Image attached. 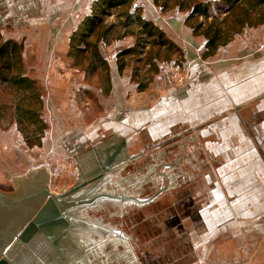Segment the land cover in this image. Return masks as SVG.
<instances>
[{
	"label": "crops",
	"instance_id": "0c3cea01",
	"mask_svg": "<svg viewBox=\"0 0 264 264\" xmlns=\"http://www.w3.org/2000/svg\"><path fill=\"white\" fill-rule=\"evenodd\" d=\"M94 1L0 0L1 39L23 45L27 73L44 88L48 126L42 146L32 148L44 152L39 159L20 158L16 143H9L13 170L40 161L34 173H45V183L52 179L48 161L74 170L77 183L87 186L69 199L108 186L112 175L119 178L116 196L148 181L155 192L188 184L189 204L198 197V227L188 233V255L196 259L188 264H264V23L205 56L207 40L194 35L185 13L135 0L182 51V67L171 63L172 81H178L173 91L161 86L160 74L139 90L132 68L120 73L115 57L133 45L132 37L100 45L109 75L87 76L69 60L70 38ZM252 40L262 45L253 48ZM101 78L103 85H96ZM81 92L84 103L75 94ZM109 161L112 169L90 183ZM28 182H35L34 174ZM49 183L42 186L51 192Z\"/></svg>",
	"mask_w": 264,
	"mask_h": 264
},
{
	"label": "trees",
	"instance_id": "16d2710c",
	"mask_svg": "<svg viewBox=\"0 0 264 264\" xmlns=\"http://www.w3.org/2000/svg\"><path fill=\"white\" fill-rule=\"evenodd\" d=\"M163 12L177 9L186 14L194 35L207 40L205 56L216 51L246 27L264 23V0H154ZM132 37L133 45L115 54L118 71L132 68L131 80L145 90L159 72L160 62H182V51L153 22L143 16L135 0H95L92 13L70 38L68 58L87 76L109 75L110 66L100 51L102 43ZM22 44L2 41L0 34V84L10 98L0 103L10 124H15L28 148L41 147L48 126L43 118L44 88L30 76L23 62Z\"/></svg>",
	"mask_w": 264,
	"mask_h": 264
},
{
	"label": "rangeland",
	"instance_id": "374dc122",
	"mask_svg": "<svg viewBox=\"0 0 264 264\" xmlns=\"http://www.w3.org/2000/svg\"><path fill=\"white\" fill-rule=\"evenodd\" d=\"M249 45L253 48H258L262 45V41L252 40L249 42ZM172 61L160 62L165 64L167 70L169 71V74L171 73V65H174L171 64ZM174 62L176 61L174 60ZM176 65L182 67L181 66L182 64L180 65L178 63H175L174 66ZM26 71L28 72L27 69ZM80 71L82 70L80 69ZM170 77L173 78L174 75H171ZM102 81L103 79L101 78L100 81L97 80L95 84L103 85ZM78 82L79 80L77 77V79L74 80V83H78ZM160 83L161 86L166 90L167 88L164 84H162L161 79H160ZM176 83H178V81ZM8 94H9V90L0 84V103L6 102L10 98ZM75 94L79 101H83L81 103L86 102L85 100L86 96L84 93L81 92L80 95L79 93H75ZM82 106L83 105H79V108L80 110L84 111L85 109L83 107L86 108L87 106L85 105L83 107ZM94 109L95 108H93V110ZM5 112L2 111L1 113L0 111V193L14 194L21 189L23 183H27L28 176H33V174L35 175L36 173L34 172H40L38 171L40 168V166L38 165L41 162L36 161V163H29L28 167L25 169L15 168L13 170L12 168L13 165L9 163L8 160L10 158L11 159L15 158V155L11 156V153L10 156L7 155L9 153V151L7 150L10 148L9 143L11 144L16 143L15 145L18 146L20 152L18 149L16 148L14 149L18 150V153L21 156L20 158H25V155L26 157L32 155L34 159H39V157H42L44 155V152L35 151L34 149L28 148L26 146L23 140L22 133L15 124H10L11 123L10 117L8 113ZM21 140L22 142L19 144L18 141ZM48 163L50 165V170L52 173L51 182L49 183L48 181L47 183H45L44 179L43 180L41 179V181H42V185L49 183L50 186L49 189L51 190V192L53 191L52 193L53 195H55L54 190L60 193L64 191L65 193L73 189L77 184H79L75 179L76 174H74V170L72 173V171L68 167L65 169H61L58 166H55V164H53L50 161H48ZM126 177L128 178V176ZM106 179L107 182H111V183H109L108 186L101 185L103 183L97 185L92 192L85 193L88 195L87 199H90L91 197L97 194L120 195V192L117 191L119 187L117 183L119 179L118 176L114 177V175H112L110 177H107ZM14 182L16 184V188H13ZM181 185L182 184L180 183L178 186H175L173 190H170V192L168 191L165 192L162 196H160L157 200H155L153 204L151 203L150 205L143 206L142 208L129 203H126L125 207H123L121 206L120 203H117L115 201H110L109 203L104 204L107 205V207L102 211L101 210L99 211V207L102 204H98L99 207H94L92 210H85L84 213H80L83 214V216L82 215L80 216L84 217V219H87L89 222L112 227L117 231H121L123 223L120 218L123 216L124 209L126 210L127 215L129 211H131L132 212L131 216L135 214H137L138 217L142 216V220L136 219L137 220L136 222L138 226L141 225L142 227L140 238L142 241V248H143V255H134L132 259L137 256V259L139 261L138 264H188L190 260L193 261L196 259L195 256L188 255L189 252L188 249H190L188 247L192 245L191 244L192 240L188 239V233H190L192 229L197 230L198 227L197 224L198 197L196 193V196L190 199L194 201L189 204L188 196H190V192L188 190V184H186L185 186H181ZM83 189L86 188L84 186L81 187L74 195L78 194V192H80V190ZM127 189L128 190L126 191L125 194L129 197H133L136 199H148L152 197L153 194H155V190L152 189L151 182L149 181L147 184H144L141 190L140 189L136 190L134 184L127 187ZM105 201H109V199H105ZM189 205L191 206L188 207ZM131 216L128 217L131 218L133 222L132 225H134L135 220H133L132 219L133 217ZM186 216L192 217L193 220L196 221V223L193 220H187V218H185ZM188 221L191 222L190 226L187 224ZM71 234L75 235L74 236L76 238L75 241L79 243L80 247H84V248L87 247V244H95V243H98L95 245L96 248L97 246H99L100 248L105 247L107 245L106 244V240H107L108 242L111 243L110 245L111 248H113L112 251L108 252V255L106 256V258L111 261L110 262L111 264L114 263L123 264L130 262L125 257L128 256L129 253H131V250H129L130 245L128 241L127 240L125 241V239H123L120 235H114V236L112 235L110 240L109 239L101 240L102 232L81 229L80 235L76 234L75 231H71ZM9 246L7 247V249H9ZM76 253H77L76 251H71L69 254L67 253L68 255L71 256V258H69L68 260L69 264H88L89 259L83 260L82 257L81 256L78 257ZM104 260L102 255L101 258L98 259V261L95 260V263H89V264H103ZM131 263L132 262H130V264Z\"/></svg>",
	"mask_w": 264,
	"mask_h": 264
},
{
	"label": "flooded vegetation",
	"instance_id": "af4514ba",
	"mask_svg": "<svg viewBox=\"0 0 264 264\" xmlns=\"http://www.w3.org/2000/svg\"><path fill=\"white\" fill-rule=\"evenodd\" d=\"M161 190V189H160ZM170 190V189H169ZM165 190L160 195L162 196L165 192L169 191ZM92 192L88 191L87 193ZM159 192L156 191L155 194ZM66 193V192H65ZM87 195V194H86ZM99 195V194H97ZM154 195V194H153ZM84 196V195H83ZM125 197H129L124 194ZM158 196V198L160 197ZM96 195L93 197H89L90 199H87L80 196L76 197L74 199H68L64 201L63 206H59V212L60 214L58 217H49L50 220L47 222H43L41 224H37L33 221L36 218V215L44 209L46 205L49 203V199L41 202V205L34 206H25L24 207V223L23 227L19 231L18 235L15 237V233L10 231L8 234V243H9V249H7L8 252H11L10 259L16 260V262L19 264H69L68 260L71 258L70 255H68L71 251H76L77 256H81L82 259L88 260L89 263H95V260L98 261L99 258L103 255V264H111L110 260L106 258L108 255V252L112 251L113 248H111V243L106 240V246L105 247H95L96 244H87V247H80L79 243L75 241V235L71 234V231H75L76 234L81 233L82 227L78 228V225L74 226L72 224V220H75L77 223H84L85 229L87 227H90L88 225V220L84 219L83 216L85 210H92L94 207H99L98 204H102L99 207V211L105 209L107 207V204L110 201H115L117 203H120L121 206L125 207L126 203L133 204L137 207L142 208L143 206L131 203L129 201H125L123 199H109V201H105L107 198H98L95 199ZM122 197V196H120ZM157 198V199H158ZM156 199V200H157ZM155 202V200L153 201ZM152 202V204H153ZM151 204V203H150ZM148 204V205H150ZM122 207V208H123ZM77 213V214H76ZM76 214V215H75ZM132 212L129 211L128 215L126 210L124 209L123 216L120 218L122 220V228L121 231H119V235L127 240L130 247L129 250H131V253L128 254V256H125L131 264H138L139 261L137 259V256L132 259L134 255H143V248H142V241H141V225L138 226L137 220H142V216L138 217L137 214L132 215ZM133 217L132 219L135 220V224L132 225V220L130 217ZM55 221L57 223V226L52 231L50 222ZM32 225L35 226L36 230L34 233L27 232V229H29ZM93 226V225H92ZM140 227V228H139ZM133 230V231H132ZM22 232H25L24 238L20 239L19 236ZM116 234V231L114 232V229L104 228L102 229V237L103 239H109ZM81 239V238H80ZM108 246V247H107ZM110 246V247H109ZM121 246V245H119ZM80 250V251H79ZM6 251V252H7ZM68 253V254H67ZM101 254V255H100ZM73 257V255H72ZM108 260V261H106ZM126 260V259H125ZM123 260V261H125ZM130 262H128L130 264ZM135 262V263H134ZM118 264V263H114Z\"/></svg>",
	"mask_w": 264,
	"mask_h": 264
},
{
	"label": "water",
	"instance_id": "95a60500",
	"mask_svg": "<svg viewBox=\"0 0 264 264\" xmlns=\"http://www.w3.org/2000/svg\"><path fill=\"white\" fill-rule=\"evenodd\" d=\"M0 23H2V19L0 18ZM112 169V162L109 161L107 166L102 167V173L95 179L91 180L90 183L100 181L103 179L105 173L109 172ZM45 173L42 174H35L34 179L35 182H28L23 183L21 189L14 193V194H2L0 193V264H19L16 260L10 259L11 252H6L7 247L9 246L8 243V234L10 231L15 233V237L18 235L21 228L24 226V207L25 206H34V204L38 205L43 197H47L49 199L48 205L44 207L42 211H40L36 218L34 219L33 223L41 224L43 222H47L50 220L49 217H58L60 214L59 212V206L64 205V201L68 200L69 197L74 195L81 187L87 186L86 183H79L77 184L73 189L70 191L60 194V195H53L48 190H44L42 186L41 178L44 176ZM166 188L161 189L159 192L154 194L152 197L148 199H136L133 197H125L122 195L116 196V195H109V194H99L96 195L95 199L98 198H107V199H123L125 201H129L131 203L143 206L148 205L152 203L154 200L160 196L163 191H165ZM74 226L78 225V228L82 227V229H85L84 223H77L75 220L71 221ZM51 229L54 230L57 226V223L55 221L50 222ZM88 225L90 227H87L86 230L91 231H97L102 232L103 227L111 228L108 226H104L101 224L93 223L88 221ZM93 225V226H92ZM20 229V230H19ZM36 230L35 226L32 225L29 229H27V232L34 233ZM116 231L115 235H119V231L114 229V232ZM25 232H22L19 236V238H24Z\"/></svg>",
	"mask_w": 264,
	"mask_h": 264
},
{
	"label": "built area",
	"instance_id": "2783aa9c",
	"mask_svg": "<svg viewBox=\"0 0 264 264\" xmlns=\"http://www.w3.org/2000/svg\"><path fill=\"white\" fill-rule=\"evenodd\" d=\"M158 68L162 84L166 86L167 91H173L176 88L177 83L175 81H172V78L170 77L171 73L169 74V71L167 70V67L164 63H160L158 65Z\"/></svg>",
	"mask_w": 264,
	"mask_h": 264
}]
</instances>
